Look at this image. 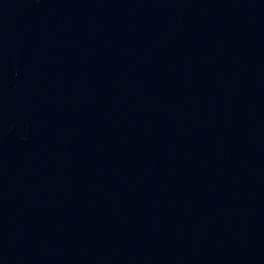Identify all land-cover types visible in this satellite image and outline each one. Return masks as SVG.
<instances>
[{
	"label": "water",
	"instance_id": "obj_1",
	"mask_svg": "<svg viewBox=\"0 0 264 264\" xmlns=\"http://www.w3.org/2000/svg\"><path fill=\"white\" fill-rule=\"evenodd\" d=\"M0 264H264V0H0Z\"/></svg>",
	"mask_w": 264,
	"mask_h": 264
}]
</instances>
